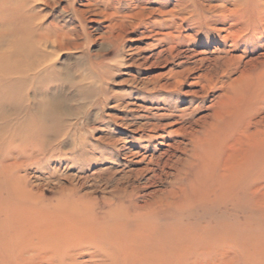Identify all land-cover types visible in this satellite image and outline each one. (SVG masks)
<instances>
[{"label": "rangeland", "instance_id": "rangeland-1", "mask_svg": "<svg viewBox=\"0 0 264 264\" xmlns=\"http://www.w3.org/2000/svg\"><path fill=\"white\" fill-rule=\"evenodd\" d=\"M186 1L172 16L157 9H175L176 0L6 4L1 46L13 50L33 29L38 53L29 70L23 56L11 59L23 76L5 89L0 118L11 125L1 118L0 135L5 127L23 129L24 138L0 148V160L10 151L11 165V172L0 170V182L21 178L34 201L22 204L32 215L51 214L71 192L79 205H91L81 216L65 205L71 225L116 214L121 229L132 226L136 235L106 249L107 259L133 253L137 237L155 233L166 235L167 247L153 264H264V17L259 21L250 3L248 22L258 31L220 30L207 1ZM40 125L42 138L34 132ZM42 224L56 230L64 223ZM91 239L81 241V264L98 249L87 246ZM150 246L141 244L140 252ZM19 247L0 246V264L35 252Z\"/></svg>", "mask_w": 264, "mask_h": 264}, {"label": "bare ground", "instance_id": "bare-ground-1", "mask_svg": "<svg viewBox=\"0 0 264 264\" xmlns=\"http://www.w3.org/2000/svg\"><path fill=\"white\" fill-rule=\"evenodd\" d=\"M28 1H30V0H0V10L4 9L6 7V4H12V3H16L17 5H20V6L22 4L25 7L26 4L28 3ZM205 1H207V2H205L203 4V7L205 6L204 8H206V10H207L206 12L209 11L212 14H214V12H215L217 14V16L213 17L214 22H218V23H221V25H223V26L219 27L220 30H225L228 28H235V29L237 28V29H250V31L252 33H255L256 31H258V26L255 25L256 24L255 21L254 22L251 21L252 23L250 22L252 25L248 22L246 12L248 10V4H250V3H254L253 8L256 11V14L258 16L257 17L258 20L261 21L264 17V0H217V3H212L211 2L212 0H205ZM186 2H187L186 0H176V2L174 4L175 7L176 6L178 7V8L177 7L175 8L176 10L174 8L171 9V6H170V9H160L159 8V9H157L158 10L157 14H160V15L161 14L162 15L170 14L172 16L173 10L175 11L174 12V14H175V13H178L179 11L186 9L187 8V5L185 4ZM200 2H199V4H200ZM161 4L164 5V4H167V2H161ZM7 8H8V6H7ZM12 8L14 9V6ZM12 8H11V10H12ZM21 10H22V8H21ZM150 11L152 12V10H150ZM4 12H6V11H4ZM139 12L140 11H138V14H139ZM0 14L2 16L1 12H0ZM16 14H14V15H16ZM20 14H18V15H20ZM140 14H142V13H140ZM191 14H193V12ZM5 16L11 17L10 15H5ZM26 16H28V15H26ZM26 16H25V18H26ZM137 16H139V15H137ZM140 16H142V15H140ZM21 17H23V16L21 15ZM12 18H14L13 14H12ZM18 19H15V21ZM171 19L172 18L167 19L168 21L165 19L166 23H168V22L170 23ZM176 19L178 20V18H176ZM205 19H207V18H205ZM8 20H7V23H9ZM210 20H212V19H210ZM20 21L18 23H20ZM193 21H194V19H193ZM4 22H5V19H4ZM21 22L24 23L23 21H21ZM10 23L12 24V22H10ZM155 23L158 25L159 21L155 20ZM1 24H3V23H1ZM225 24H227V27H225ZM28 25L27 26L25 25V28L26 27L28 28ZM0 26H2V25H0ZM7 26H9V25H7ZM150 26H151V24H150ZM31 30L33 31V29H30V30L25 29L24 30V42H23V40H21V41L14 40L13 41V43H12V47L14 48L13 50H10L9 48H8L9 49L8 50L6 47H2L1 46L2 38H0V104L6 105V103H7L6 102L7 101L6 95H8L9 93L6 94V92L8 90L6 91L5 89H8L9 87L12 89L15 85H17L19 83V81H18V83L16 84L15 80L19 79L20 76L21 77L23 76L22 72L19 69V66L14 64V62L11 60L12 57L13 56H19V55L23 56L25 58L24 61L26 62L25 65L28 67L27 68L28 70H29L30 66H32V67L36 66L34 64L35 62L31 65V61L28 60L29 58H32L33 55H36L38 53V50L36 47V41L33 40V37H32L33 34H32V32H30ZM179 30H181V29H179ZM3 32H4V30H3ZM1 34H2V32H1ZM24 76H26V75L24 74ZM256 110H258V109H256ZM1 118H4L3 122L5 125H8V124L11 125V120L7 119L6 116H4V117L1 116ZM1 118H0V120H1ZM4 124H3V126L5 127ZM15 130H11V129L8 130L6 127L2 128L1 132H3V134H6V137H3V135H0V148L4 147V145H6L5 143L10 142V141H14L15 138H16V140L17 139L21 140L22 138H24V130L23 129L14 132ZM30 130H32V129L30 128ZM45 130H46L45 127L43 129V126L40 125V128L38 130H34V132H36L37 135H39L40 138H42ZM245 130H246V128H245ZM244 133H246V132H244ZM23 140H22V143H23ZM10 144H12V143H10ZM19 144H21V141ZM16 148H17V146H16ZM204 151L206 152V150H204ZM16 152H17L16 154H18V155L24 153L23 148L16 151ZM9 153H10V151L8 150L6 154H9ZM6 154H5V157H3L0 160V170L11 172V165H10V163L7 162V160L9 158L7 157L8 155H6ZM197 162H198V160H197ZM2 181L3 182H0V244H1L0 246L2 247V250L5 252L13 251L19 245H20L19 248L22 247L23 250L29 249V251H33L35 249V252L33 251L34 254L31 252V254H33L32 257H28V256L26 257L25 255H23V254L21 255V253L18 252L19 253L18 254L19 255L18 260H17V262H14V264H78L80 262H79V260L77 261L76 257H77V255L79 256L80 254H82L84 252L83 251L82 253H79V251L86 246L84 244L82 245V242L88 236L92 237V239H91L92 241L87 246H89V247L93 246V247L98 248L97 251L93 250L95 252H93V251H91L92 253L90 252V254H89L90 261L87 260L88 262H90V264H91V262L93 264H123V263L126 264L127 262H129L131 264L133 261H136L137 264H153V261H155L154 256H156L157 254L162 256L163 254L166 253L165 252L166 251L165 249L167 247L166 246V244H167L166 235L162 234L160 237H157L155 235V233H150V234L148 233V234H144V236H142V237H139V238L137 237V239L140 242L138 245L136 244L137 246H134L133 248L131 247V249L134 251V252L132 251L133 253L128 252V253H130V254H128L127 252L124 251L125 253L121 252V254H115V255L109 256L107 259L106 254H107L108 250H106V249L115 247V244H117L121 238H129L136 233L132 226H128V227L123 226L124 228L121 229V227L119 226L120 224L118 225V222L116 221V217L114 216L116 214H113V213L112 214H109V213L106 214L105 213L106 215L104 216V218L101 217L102 219H100L99 216H98L99 219L93 216V217H89L87 220L84 219L81 222L73 223V225H71V219L72 218L68 214L65 213V211H64L65 205L70 207V211L73 210V212L76 213L77 215L80 214L79 216H81L84 213V211L91 209V205L89 206V205L84 204V203H82L84 205H79L80 203L74 198V196H75L74 192H71L67 198L63 197L60 200V202L55 205L51 214L44 215V216H42L43 217L42 218L40 216H36V215H32V214L27 213L28 209L26 208L25 205L22 204V201L24 203L25 198H29V200L32 202H34V201L31 197L28 196L27 191L22 186V180L19 176L13 175V177H11V178L5 177L4 179H2ZM190 183H191V181H190ZM192 188H193V186H192ZM4 191H5V193H4V195H2V193ZM74 201L78 202V203L76 204ZM68 204H70V205H68ZM92 207H93V205H92ZM110 211H111V209H110ZM45 218L48 220H51V219L56 220L57 222L64 223V224L61 226L60 229H56V230L55 229H49V227H47L48 228L47 229V228H45V226L42 227L43 219L46 220ZM94 224L102 225L104 227V230H93L92 226ZM68 225H69V227L65 228ZM70 225H71V228H70ZM65 236H68L69 239L66 241L62 240L63 243L61 242L62 244L59 246V248L57 247V249H59L61 251L58 252L57 249L53 250L54 249L53 247H49V243L51 241L54 242L53 240H55V239L60 241V239H62ZM17 237H19V238H17ZM157 238L159 239V241L157 240ZM17 239H20V240H18L20 242V244L15 242V240H17ZM9 240H10V242H9ZM106 240H108V242ZM59 241L54 242V246L56 245L55 243H60ZM141 244H144L145 246H150V245L153 246V244H154L153 247L155 249H152L149 252L146 249L147 250V252L145 251L146 253H141L140 252ZM131 245H133V244H131ZM118 246H120V245H118ZM30 248H32V249L34 248V249L31 250ZM123 248L124 249L127 248V249H125L127 251L130 250L128 247H125V246H123ZM117 250H119V249H117ZM25 252H27V251H25ZM119 253H120V251H119ZM31 254L29 256H31ZM161 264H164V260Z\"/></svg>", "mask_w": 264, "mask_h": 264}]
</instances>
